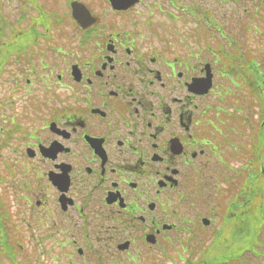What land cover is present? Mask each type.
<instances>
[{"label": "flooded vegetation", "instance_id": "obj_1", "mask_svg": "<svg viewBox=\"0 0 264 264\" xmlns=\"http://www.w3.org/2000/svg\"><path fill=\"white\" fill-rule=\"evenodd\" d=\"M100 1L104 16L86 2L98 17L89 28L76 24L57 38L46 29L22 38L26 50L5 52L21 110L0 100V169L21 179L0 182L7 258L20 248L32 257L53 252L60 264H94L139 259L146 248H196L177 235L222 225L221 209L228 217L255 209L264 180L256 59L213 50L209 35L195 47L189 32L162 34L138 9L144 3L152 16L156 1L129 9Z\"/></svg>", "mask_w": 264, "mask_h": 264}, {"label": "rangeland", "instance_id": "obj_2", "mask_svg": "<svg viewBox=\"0 0 264 264\" xmlns=\"http://www.w3.org/2000/svg\"><path fill=\"white\" fill-rule=\"evenodd\" d=\"M147 1V0H145ZM154 3H158L162 6V10H155V14L153 16L154 29L159 31L162 27V34H164L167 30H169L168 34H183L188 32L192 35L194 41V46L198 43L203 47L206 39L204 37V31L202 30L203 23H190L189 16L187 14V8L192 6V0H177V4H171L169 0H149ZM156 1V2H155ZM197 6H207L208 9H211L213 12V21L222 23L225 25L226 34H229V40L233 41L235 44H238L237 51L240 53H244L246 57H254L256 61L260 64V68L264 69V0H194ZM239 2L241 5L238 6L235 11L233 6H230L233 2ZM68 0H39L37 5L30 4L25 2L24 0H0V44L3 41H8L13 37L14 33H21L27 30L30 25L32 18L31 16L36 15V6L42 7L49 15L52 21L47 20L48 26L51 29L50 34L55 38L61 35H67V31L72 29V25L67 21H64V15L68 14ZM85 2L89 3L91 7L100 5L99 8H94L97 10L102 16V6L103 3L100 0H85ZM156 3V4H157ZM144 4V3H143ZM141 4L139 6L140 12L145 10V5ZM187 6H186V5ZM184 5L186 7H184ZM154 8V7H153ZM233 10V11H232ZM240 11V12H239ZM238 12L237 15L234 14ZM216 14L218 16H216ZM23 17V18H22ZM4 21L8 25L4 26ZM58 22V23H54ZM237 25V26H236ZM4 27V29H3ZM237 27V30H235ZM255 27V28H254ZM223 29V28H222ZM40 33L44 32V28L39 29ZM182 35V34H180ZM213 48V50H222V46L226 47L228 51H234V47L229 45L226 40H221L219 37L214 35V31L211 29L210 39L207 40ZM219 45V46H218ZM218 46V48H216ZM216 48V49H215ZM13 75L10 67L6 69L1 74L2 84L0 82V99L9 98L15 106H18V109L15 110V113H19L20 106L18 105V99L15 97L11 83L9 79ZM260 89L264 94V84L260 86ZM244 92V91H243ZM241 105V101L239 102L237 107ZM1 107V106H0ZM251 107V106H250ZM234 108V107H233ZM244 114H251L249 112L250 108H248L247 101H243ZM232 107H230V110ZM253 109H255L253 107ZM263 138H260V142ZM264 150V148L262 149ZM261 154V153H260ZM264 155V154H261ZM264 164V160L261 161ZM260 162V163H261ZM21 182L20 176L11 174L10 171L0 169V182ZM240 187V184L237 185ZM243 187V184L241 185ZM233 192H230L225 198L224 209L228 207V204L231 202L230 196ZM258 199V198H257ZM260 203H264V200L253 203V206H257V210L255 214L258 213L260 208ZM222 208V207H221ZM262 221L260 223L261 229L257 234L256 249L259 256L251 251H247L243 254V256L232 262H225L220 256L219 253L224 252L228 256L231 251H234V246L244 247L243 242L238 241L239 237L234 239H229V229L221 232L220 224H217L214 228H210L205 232H199L195 234L193 243L196 245V248H193V251H182V250H174L171 249L168 251L167 257L161 255H149L145 254L143 260L139 261L138 264H204L205 261H208L210 264H262L264 262V206L260 210ZM218 221H220L224 214L222 209L218 214ZM259 218V217H258ZM259 224V221L257 222ZM21 226L20 232H26V226L19 222ZM222 227V226H221ZM221 230H224L223 227ZM221 235L217 238L218 233ZM24 239V244L27 246L26 237H21ZM217 238L218 242L216 245L213 244V241ZM160 248V247H158ZM159 252L164 253L161 250ZM152 253L157 251H151ZM134 253V251L132 252ZM24 259H26V264H44L43 261H37L35 258L29 253H24ZM241 255V253H240ZM5 255L3 254L2 257ZM216 256L217 259H213ZM23 256H19L18 264H24L22 262ZM29 258V259H28ZM106 264H112L109 258L104 259ZM196 260V261H195ZM226 260V259H225ZM204 262V263H202ZM10 264V262H8ZM120 263V262H119ZM48 264H58L55 259L50 258ZM129 264V263H124Z\"/></svg>", "mask_w": 264, "mask_h": 264}, {"label": "trees", "instance_id": "obj_3", "mask_svg": "<svg viewBox=\"0 0 264 264\" xmlns=\"http://www.w3.org/2000/svg\"><path fill=\"white\" fill-rule=\"evenodd\" d=\"M34 1V0H33ZM257 198L260 201L264 200V182H260L258 190H257ZM260 208L257 214H247L244 215L242 219V223H238V226H236L235 229H233L234 234H232L234 238L242 236V235H247V237L244 238L245 243L252 245L254 241L257 240L256 235L261 229V221L263 218H261V208L263 203H260ZM259 217V218H258ZM259 221V224L257 222ZM237 225V223H235ZM250 232V234H249ZM249 237V238H248ZM256 239V240H255ZM226 258H229L226 256ZM231 258V257H230ZM213 259H217L216 256L213 257Z\"/></svg>", "mask_w": 264, "mask_h": 264}, {"label": "water", "instance_id": "obj_4", "mask_svg": "<svg viewBox=\"0 0 264 264\" xmlns=\"http://www.w3.org/2000/svg\"><path fill=\"white\" fill-rule=\"evenodd\" d=\"M115 8H125L126 5H132L137 0H110ZM73 8V16L74 18L81 24H84V21H87L90 17H92L90 11L86 8V6L81 2L72 3Z\"/></svg>", "mask_w": 264, "mask_h": 264}]
</instances>
